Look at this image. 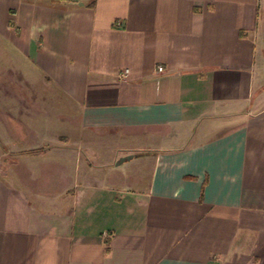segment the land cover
I'll return each instance as SVG.
<instances>
[{
    "label": "crops",
    "instance_id": "0c3cea01",
    "mask_svg": "<svg viewBox=\"0 0 264 264\" xmlns=\"http://www.w3.org/2000/svg\"><path fill=\"white\" fill-rule=\"evenodd\" d=\"M0 32L72 109L0 176V264H264V0H0Z\"/></svg>",
    "mask_w": 264,
    "mask_h": 264
},
{
    "label": "rangeland",
    "instance_id": "374dc122",
    "mask_svg": "<svg viewBox=\"0 0 264 264\" xmlns=\"http://www.w3.org/2000/svg\"><path fill=\"white\" fill-rule=\"evenodd\" d=\"M24 59L0 32V176L2 178H11L22 173L23 170L26 177L30 178L31 173L27 165H24L25 168L21 166L23 158L30 152L46 151L47 155V150L60 138H64L63 127L68 126L65 118L72 110L61 94L47 82L38 80L41 76L40 71L32 63L28 66ZM11 60H15L16 65L26 66L28 70L12 65ZM21 142L41 148L35 151H9L8 143L11 145ZM52 170L53 168L50 169ZM49 179L44 177L39 184L35 183V186H40L42 189L53 188V180Z\"/></svg>",
    "mask_w": 264,
    "mask_h": 264
},
{
    "label": "built area",
    "instance_id": "2783aa9c",
    "mask_svg": "<svg viewBox=\"0 0 264 264\" xmlns=\"http://www.w3.org/2000/svg\"><path fill=\"white\" fill-rule=\"evenodd\" d=\"M159 71L160 72H163L164 71V68L163 67H160L159 68ZM129 75H130V70L129 69H125V70H123V71H121L119 73V79L120 80H126V79H128Z\"/></svg>",
    "mask_w": 264,
    "mask_h": 264
}]
</instances>
